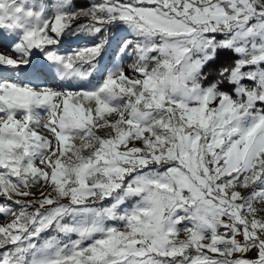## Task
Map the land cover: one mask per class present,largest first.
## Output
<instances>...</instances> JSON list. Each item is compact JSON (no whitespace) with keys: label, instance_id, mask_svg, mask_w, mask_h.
<instances>
[{"label":"snow or ice","instance_id":"1","mask_svg":"<svg viewBox=\"0 0 264 264\" xmlns=\"http://www.w3.org/2000/svg\"><path fill=\"white\" fill-rule=\"evenodd\" d=\"M0 219V264H264V0H0Z\"/></svg>","mask_w":264,"mask_h":264},{"label":"rangeland","instance_id":"2","mask_svg":"<svg viewBox=\"0 0 264 264\" xmlns=\"http://www.w3.org/2000/svg\"><path fill=\"white\" fill-rule=\"evenodd\" d=\"M77 43H82V41H76L75 38L73 39H70V40H67L66 43H65V48H68V45L71 44L72 46H76ZM7 54V53H6ZM126 60V63H131L132 61L128 58H125ZM59 83V82H57ZM249 83V82H247ZM6 221L0 219V223H5Z\"/></svg>","mask_w":264,"mask_h":264},{"label":"trees","instance_id":"3","mask_svg":"<svg viewBox=\"0 0 264 264\" xmlns=\"http://www.w3.org/2000/svg\"><path fill=\"white\" fill-rule=\"evenodd\" d=\"M70 39H73V38H69L68 40H70ZM245 82H247V81H245Z\"/></svg>","mask_w":264,"mask_h":264},{"label":"built area","instance_id":"4","mask_svg":"<svg viewBox=\"0 0 264 264\" xmlns=\"http://www.w3.org/2000/svg\"><path fill=\"white\" fill-rule=\"evenodd\" d=\"M247 84V82H245Z\"/></svg>","mask_w":264,"mask_h":264}]
</instances>
